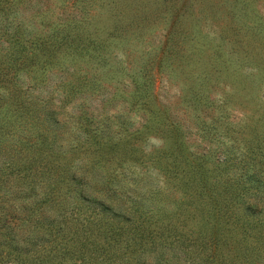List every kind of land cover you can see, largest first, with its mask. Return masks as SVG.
Instances as JSON below:
<instances>
[{"label": "trees", "instance_id": "16d2710c", "mask_svg": "<svg viewBox=\"0 0 264 264\" xmlns=\"http://www.w3.org/2000/svg\"><path fill=\"white\" fill-rule=\"evenodd\" d=\"M252 1L0 0V264H264V101L210 89L264 72Z\"/></svg>", "mask_w": 264, "mask_h": 264}, {"label": "rangeland", "instance_id": "374dc122", "mask_svg": "<svg viewBox=\"0 0 264 264\" xmlns=\"http://www.w3.org/2000/svg\"><path fill=\"white\" fill-rule=\"evenodd\" d=\"M58 9V8H57ZM103 9L100 10V8L96 7L94 9L95 12L98 14L95 15V18H99V16ZM100 11V12H99ZM103 12V11H102ZM264 15V0H253L251 5L249 6V9L246 11V21L251 22V19H258L259 21L264 22V18L262 17ZM220 22V20H219ZM262 22V23H263ZM155 25H152L151 30L143 36V38L139 39L138 41H134V44L131 46V50L129 54V58L136 56L137 53H139V49L143 46L151 47L150 51L148 53H143V55H149L153 52V49L156 47V43H159L161 41V22L156 20ZM208 32L206 34L204 40L207 45L214 44L215 40L218 38V33L214 32L212 33L211 30L207 28V26L201 28L200 35L203 33ZM264 40V36L261 38V41ZM206 45V44H205ZM225 52L229 53V48L227 47ZM254 54V53H253ZM122 57L124 55L120 54ZM229 55V54H228ZM231 58V56H230ZM234 56L232 55V62L234 66L237 65L238 69L234 71V76H236L241 82H244L243 88H240V83L237 82H227V79L223 80L222 83H219L217 85H214V87H210L212 89V94L214 95H222L227 97V105L226 108L230 111L232 114V117L236 115L239 119L246 120V116L250 113V110L255 105H261L262 101H264V72L262 69H260L256 65H251V68L241 64L239 61H235ZM133 59V58H131ZM259 65H262V62L259 63ZM165 83L163 80H160L157 83L159 86L158 92L159 96L161 98H165L167 101H171L173 103L178 101V104L182 106L180 100L177 99L178 94L182 93V83L179 78L174 77H167L164 75ZM166 85V86H165ZM93 105H95L96 108L100 109L98 104H100V100L91 99L90 100ZM186 115L191 121V117L193 116V110L188 109L185 110ZM149 144H153V146L159 144V141L157 139L150 138L148 141ZM150 179L152 180V184L160 183L158 176L151 175Z\"/></svg>", "mask_w": 264, "mask_h": 264}]
</instances>
